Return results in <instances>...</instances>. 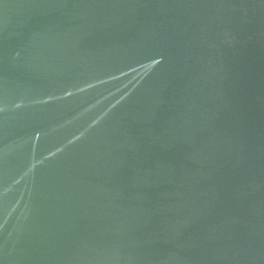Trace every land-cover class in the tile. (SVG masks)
I'll return each instance as SVG.
<instances>
[{
	"label": "water",
	"instance_id": "1",
	"mask_svg": "<svg viewBox=\"0 0 264 264\" xmlns=\"http://www.w3.org/2000/svg\"><path fill=\"white\" fill-rule=\"evenodd\" d=\"M0 264H264V0H0Z\"/></svg>",
	"mask_w": 264,
	"mask_h": 264
}]
</instances>
